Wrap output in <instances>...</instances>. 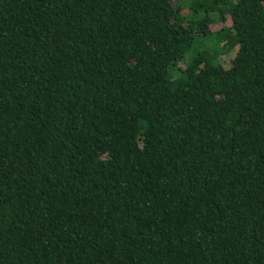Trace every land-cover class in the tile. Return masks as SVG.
I'll use <instances>...</instances> for the list:
<instances>
[{
  "label": "trees",
  "instance_id": "obj_1",
  "mask_svg": "<svg viewBox=\"0 0 264 264\" xmlns=\"http://www.w3.org/2000/svg\"><path fill=\"white\" fill-rule=\"evenodd\" d=\"M0 264H264V0H0Z\"/></svg>",
  "mask_w": 264,
  "mask_h": 264
},
{
  "label": "rangeland",
  "instance_id": "obj_2",
  "mask_svg": "<svg viewBox=\"0 0 264 264\" xmlns=\"http://www.w3.org/2000/svg\"><path fill=\"white\" fill-rule=\"evenodd\" d=\"M199 48L201 49V46L197 47V50H199ZM195 51V50H194Z\"/></svg>",
  "mask_w": 264,
  "mask_h": 264
}]
</instances>
